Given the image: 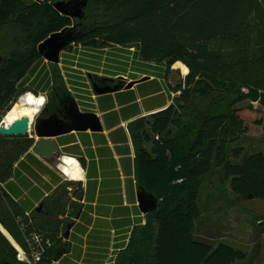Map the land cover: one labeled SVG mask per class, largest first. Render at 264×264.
Listing matches in <instances>:
<instances>
[{
    "label": "trees",
    "instance_id": "obj_1",
    "mask_svg": "<svg viewBox=\"0 0 264 264\" xmlns=\"http://www.w3.org/2000/svg\"><path fill=\"white\" fill-rule=\"evenodd\" d=\"M55 1L0 0V117L24 91L52 87L50 114L69 122L59 112V102L73 104L68 81L58 63H45L38 48L54 32L68 33L64 49L73 44L88 50L117 48L136 56L142 66L163 69L165 76L183 62L189 72L172 88L178 93L173 103L135 120L150 122L155 137L136 132L143 123L131 126L137 185L155 198V205L146 222L133 228L115 264H235L246 259L242 248L198 238L195 226L204 212L203 185L215 171L228 178L239 197L264 199V150L247 153L243 145L247 112L255 103L264 107V0H87L79 16L60 13ZM26 101L21 97L6 113ZM252 122L264 130V114ZM34 143L28 134H0V223L25 249L27 239L39 234L46 250L37 264H52L70 249L64 230L81 208L83 187L65 179L48 191L41 209L29 214L20 209L3 184ZM74 184L80 187L70 196ZM0 263L26 264L17 260L1 231Z\"/></svg>",
    "mask_w": 264,
    "mask_h": 264
},
{
    "label": "crops",
    "instance_id": "obj_2",
    "mask_svg": "<svg viewBox=\"0 0 264 264\" xmlns=\"http://www.w3.org/2000/svg\"><path fill=\"white\" fill-rule=\"evenodd\" d=\"M125 57L130 60L129 55ZM145 67L150 73H144L150 77L138 83L136 90L119 89L97 95L85 79L86 83L75 77L68 80L73 103L81 112L96 114L103 129L73 130L55 137L62 156H74L81 164L83 196L79 200L78 214L64 230L70 249L52 264H115L119 252L127 246L133 228L145 222L146 213L138 201L136 153L126 125L165 109L176 96L172 91L174 86L166 82L171 70L165 76L163 69ZM32 104L25 102L21 106H32V117H35L37 104ZM44 105L45 102L42 108ZM31 137L38 138L36 135ZM14 168V175L3 186L26 213L41 205L49 194L47 187L54 189L65 180L59 167L54 169L50 162L32 153L31 149L21 156ZM0 229L10 241L14 240L1 223Z\"/></svg>",
    "mask_w": 264,
    "mask_h": 264
},
{
    "label": "rangeland",
    "instance_id": "obj_3",
    "mask_svg": "<svg viewBox=\"0 0 264 264\" xmlns=\"http://www.w3.org/2000/svg\"><path fill=\"white\" fill-rule=\"evenodd\" d=\"M72 46V48L64 49L61 52V59L58 63L65 75L66 81L75 77V80L83 83H86L83 81L85 79L87 84L91 86V81L94 79L111 85L115 82L121 86V89L136 90L138 83L147 81L148 77H150L149 74L144 73H150V71H147L148 68L139 64L138 59L133 54L119 51L117 48L89 51L82 45L73 44ZM131 50H134V48ZM126 55H129L130 60L126 59ZM178 62L172 66L171 72L166 78V82L173 86H176L183 80L189 72V70L188 72H183L182 68L178 66ZM45 63L48 64L49 61L45 60ZM175 95L177 96L178 93H175ZM21 97L27 100L26 104L30 103L33 105L32 103H36L37 107H39L38 110L42 109L44 102L45 105L48 102L46 92L40 91L35 93L33 89H28L18 96L10 108ZM244 104H248V102H244ZM254 106V110L248 111L245 116L248 132L243 145L245 148L244 152L247 153L256 149L264 150V130L252 122L259 114H264V107H261L258 103H255ZM6 112L0 117L1 130L7 128L10 121L14 120L15 111L9 114ZM38 116L39 114L35 117L33 116L31 131L28 133L29 136L36 135L35 127L38 122ZM135 120L130 121L126 125L131 137H133L131 126L137 129L142 123L144 127L139 128L136 132L146 130L152 138L155 137L150 131V122L134 124ZM149 144L147 143V145ZM60 155V153L55 155L54 159L50 162V165L54 169H57L61 164ZM64 178L67 179L65 176ZM68 181L80 183V186L83 187V181L70 179ZM80 186L71 185L69 187L70 196H73L74 191H78ZM201 202L204 212L196 221L195 226V235L198 238L208 240L214 245L225 242L244 249L247 252L246 259L238 261L235 264H264V199H243L239 197L232 191L228 178L223 177L221 171H215L207 177L203 185ZM146 218L147 216L145 215V222ZM0 231L2 232L1 229Z\"/></svg>",
    "mask_w": 264,
    "mask_h": 264
},
{
    "label": "water",
    "instance_id": "obj_4",
    "mask_svg": "<svg viewBox=\"0 0 264 264\" xmlns=\"http://www.w3.org/2000/svg\"><path fill=\"white\" fill-rule=\"evenodd\" d=\"M86 3L87 0H56L53 2V6L62 14L79 16L82 7ZM69 41L70 38L65 30L54 32L39 44V52L47 61L59 63L61 52ZM92 86L97 95L112 93L121 89L119 85L112 86L94 79H92ZM65 108L67 110V115L65 116L68 117L69 122L64 121L58 115H51L49 118L39 120L36 124L35 134L38 139L32 146L31 151L47 162H51L54 159V156L59 154L60 151V147L55 140V137L69 133L73 130L85 131L91 129L92 131H100L103 129L100 118L96 114L91 112H81L74 103L65 104ZM29 128L30 118L23 116L14 121L7 128H4L3 130L0 128V134L5 136L25 135L29 133ZM52 188L53 187L47 189V191H50ZM138 201L141 210L146 214L155 205V198L141 191L138 193ZM43 206L44 204L41 203L38 208L41 209Z\"/></svg>",
    "mask_w": 264,
    "mask_h": 264
},
{
    "label": "bare ground",
    "instance_id": "obj_5",
    "mask_svg": "<svg viewBox=\"0 0 264 264\" xmlns=\"http://www.w3.org/2000/svg\"><path fill=\"white\" fill-rule=\"evenodd\" d=\"M178 66L182 68L183 72H188V66L185 64L178 62ZM19 108V107H18ZM16 108V110L18 109ZM14 114V120L10 123L12 124L14 121H16L19 118H22L23 116H27L30 118V124L33 123V117L31 115L32 113V107L30 106H20V108L16 111ZM9 124V125H10ZM62 174L70 180H82L83 178V169L81 167V164L79 160L70 155H63L61 157V164L60 167Z\"/></svg>",
    "mask_w": 264,
    "mask_h": 264
},
{
    "label": "built area",
    "instance_id": "obj_6",
    "mask_svg": "<svg viewBox=\"0 0 264 264\" xmlns=\"http://www.w3.org/2000/svg\"><path fill=\"white\" fill-rule=\"evenodd\" d=\"M30 129H31V124L29 128V132L31 131ZM63 238L64 241L68 242L67 238L65 237ZM11 242L16 249L17 260L26 264H37L46 250L45 249L46 247L43 244V240L39 234H34L32 239L31 238L27 239L28 249L23 248L18 242L14 240H12ZM46 243L50 244L49 240L46 241Z\"/></svg>",
    "mask_w": 264,
    "mask_h": 264
},
{
    "label": "flooded vegetation",
    "instance_id": "obj_7",
    "mask_svg": "<svg viewBox=\"0 0 264 264\" xmlns=\"http://www.w3.org/2000/svg\"><path fill=\"white\" fill-rule=\"evenodd\" d=\"M98 81V80H97ZM99 82H101V81H99ZM53 91V88L52 87H49V89H48V91H46V94L48 95V94H50L51 92ZM53 95V97H56V96H58L57 95V92H55L54 94H52ZM59 104H60V108H59V112L64 116V115H67V110H66V108L65 107H63V104H61L60 102H59ZM38 106V105H37ZM37 106H35V114H36V116L39 114V116H38V121L39 120H43V119H46V118H49L50 116H51V114H50V107L46 104L41 110H38L39 109V107H37ZM22 107V106H21ZM30 107H32V106H30ZM68 107V106H67ZM20 108V107H19ZM18 108V109H19ZM17 109V110H18ZM33 109V108H32ZM16 110V111H17ZM33 111V110H32ZM16 113V112H15ZM59 153L61 154V150L59 151ZM61 156H62V154L60 155V159H61Z\"/></svg>",
    "mask_w": 264,
    "mask_h": 264
}]
</instances>
